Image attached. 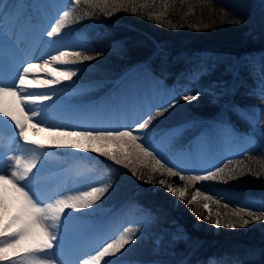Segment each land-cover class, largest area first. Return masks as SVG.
Masks as SVG:
<instances>
[{"label":"trees","instance_id":"16d2710c","mask_svg":"<svg viewBox=\"0 0 264 264\" xmlns=\"http://www.w3.org/2000/svg\"><path fill=\"white\" fill-rule=\"evenodd\" d=\"M14 11L18 13L17 7ZM109 11L113 13L110 16ZM71 17L79 22L62 29L59 39L68 51L96 57L72 68L82 73L84 81L100 83L105 79L99 91L116 87L114 78L126 72L129 77L146 71L163 77L166 83L176 82L178 87L186 84L198 95L186 102L182 99L186 93H182L173 99L174 106L147 108L143 120L153 116L148 129L170 128L181 122L186 124V134L195 124L212 132V124L223 121L244 140L239 149L227 152L202 171L181 172L166 162L184 176L204 175L218 167H225L226 174L236 169V178L227 183L189 182L187 188L180 176H168L163 169L153 173L150 160L137 165L133 175L129 168L97 154L59 148L58 154L66 157L61 165L68 167L76 154H85L76 160L90 166L84 175L92 176L94 182L105 178L104 184L111 185L91 208L103 213H79L93 222L88 226L101 217L109 219L114 209L128 211L124 227L133 229L135 243L114 257L120 263L264 264V220L241 227L230 216L233 211L223 206L233 203L257 208L254 199L264 202V83H257V76H264V0H134V5L114 11L111 2L105 7L102 0H81ZM157 111L163 114L156 116ZM248 138L251 144L246 146ZM149 176L154 182H145ZM173 182L186 190L184 200L167 191ZM197 191L221 201L220 205L209 202L211 221L203 219L208 210L203 208L202 198L188 205ZM229 220L237 227L224 226Z\"/></svg>","mask_w":264,"mask_h":264},{"label":"snow or ice","instance_id":"6c2138e0","mask_svg":"<svg viewBox=\"0 0 264 264\" xmlns=\"http://www.w3.org/2000/svg\"><path fill=\"white\" fill-rule=\"evenodd\" d=\"M80 2L81 0H68V6L75 8ZM85 2L93 3L94 0H85ZM110 2L113 11L124 8L125 5H134V0H102L105 7ZM16 7L15 3L8 5L6 2H0V36L3 37L0 39V121L5 124L10 121L15 127V134L23 141V149L11 155L0 142V262L3 264H57L53 250L58 247L57 242L62 238L61 229L65 227V221L70 218L71 213L83 212L98 205L111 187L110 184H100L91 186L87 190L59 195L48 200L42 199L40 194L34 191L32 184L51 148L94 153L117 165L129 168L133 175L137 174V165L150 160L153 163L151 166L153 173L163 169L168 176H180V180L186 182V188L190 186L189 182L213 180L227 183L229 179L236 178L235 168L227 174L225 167H218L204 175L184 176L168 166L145 139V130L152 122V115L139 123L116 128L79 126L70 128L47 123L43 106L55 99V86L71 81L77 75V72L70 67L58 69L53 65H74L91 61L96 57L82 51H59L51 55L43 65L28 62L21 63L19 68L9 66L10 76L6 79L7 54L13 48V44L10 40L7 42L5 40L3 22L6 15H11V12L7 10ZM132 11L135 13L136 8L133 7ZM107 14L110 16L113 13L109 11ZM156 19L160 17L157 16ZM78 22V18L71 17L70 11H64L46 35L49 38L59 36L62 29L69 27L71 23ZM38 68L47 69L46 75H51L52 78L37 81L35 70ZM30 76L32 79H29ZM36 87L51 91L37 94L31 91ZM182 99L191 102L198 99V95L187 94ZM174 105L175 100L170 102L169 106ZM162 114L161 111L155 113L156 116ZM28 128L48 132L49 142L45 144L31 139ZM144 166L149 167L148 164ZM138 178L143 179L142 176ZM145 182H154L152 176H149ZM160 183L164 185L163 180ZM167 191L181 200L186 198V190L177 192L168 186ZM199 198L204 201L203 208L208 210V215L203 219L211 221L209 202L220 205L221 201L214 196L197 191L191 196L188 205L198 202ZM10 200L17 201V211L5 221L4 213L10 206ZM223 206L227 208L229 205ZM247 214L250 219L244 218L245 209L234 211L230 216L234 217L241 227L264 220V212ZM216 216V226L219 227L221 218L219 213ZM224 226L234 229L237 223L229 220ZM131 243H135V236L133 229L127 228L118 238L106 243L101 242L92 254L79 260L78 264H120L118 259L112 258L117 257Z\"/></svg>","mask_w":264,"mask_h":264},{"label":"rangeland","instance_id":"374dc122","mask_svg":"<svg viewBox=\"0 0 264 264\" xmlns=\"http://www.w3.org/2000/svg\"><path fill=\"white\" fill-rule=\"evenodd\" d=\"M13 1L0 0V2H6L8 5H11ZM41 4L45 6L44 9L39 7ZM32 5L36 9L35 18L32 20L30 18L19 19L25 10L22 1L17 6V8L23 7L21 10L18 9L22 13H11L4 18L5 40L6 42L10 40L13 44V48L7 54L6 79L10 76L9 66L19 68L21 63L28 62L43 65L51 55H55L59 51H68V48L61 44L60 35L53 38L46 35V32L50 31L64 11L71 13L74 9L68 6V0H42V2L36 1ZM31 22L35 24V29L30 27ZM2 38L0 36V39ZM21 45L32 46L30 49L32 52L25 53L26 47ZM239 63L241 64L240 61ZM53 67L58 69L72 68V65L54 64ZM47 71V69H36V80L51 79V75H46ZM76 72L77 75L71 81L55 86V99L43 106L44 118L47 123L70 128L77 126L116 128L133 125L143 120L144 111L149 107L165 106L182 93L194 95L189 91L190 88L186 84L178 87L176 82L166 83L163 77L150 76L146 71L145 74H138V72L131 74L128 78L120 80L116 87L107 89L108 91H99L105 85V79L102 78L104 81L100 83L98 81L92 83L84 81V76L80 71ZM259 75H261L262 80L256 75L258 85L264 83L263 74ZM29 79L32 77L30 76ZM9 82L11 81L9 80ZM31 91L44 94L51 90L36 87ZM208 92L215 94L210 89ZM112 99H115L113 103ZM212 99L215 98L212 97ZM78 102H84L87 105L82 107ZM166 126H151L150 129L145 130V139L159 153L163 161L177 167L181 172L202 171L215 165L217 160L227 152L239 149L244 145V140L240 141L242 138L238 136V132L228 122H214L212 132L198 129L195 124L187 134L185 123L177 122V125L175 124L170 128ZM5 131H15L16 133L15 127L10 121L7 124L0 121V142L3 143L10 155L19 153L23 149V141L18 135H15L13 142L6 144L4 141ZM28 135L31 139L45 144L50 140L49 133L45 131L28 128ZM249 144H251L250 138L245 145ZM60 150L73 152L69 149ZM57 151L59 152V148L49 149L40 172L32 184L34 191L38 192L42 199L48 200L59 195L71 194L87 190L91 186L104 184L105 178L102 181L94 182L92 176L84 175L90 169V166L85 163L72 161L68 167L61 165L66 157L59 155ZM170 186L177 192L183 190L180 183L173 182ZM253 201L257 204V208L233 203L228 204V208L233 212L245 209L244 217L246 218L249 217L247 214L249 212L257 214L264 212V202L257 199ZM16 211L17 201L10 200V206L4 213V220L7 221L12 215H15ZM83 212L103 213V211L95 209H87ZM79 213H71L70 218L65 221V227L61 229L62 238L57 242L58 247L53 250L57 264H78L79 260L92 254L101 242L106 243L118 238L127 229L124 227L129 218L126 209L112 211L109 219L101 217L94 226H88L93 222L85 220L87 218ZM137 218L139 219L138 215ZM106 220L109 221L106 223ZM118 221L122 225H118ZM130 246L131 244L127 245L126 248H131L132 246ZM137 263L124 262L120 264Z\"/></svg>","mask_w":264,"mask_h":264},{"label":"bare ground","instance_id":"6f19581e","mask_svg":"<svg viewBox=\"0 0 264 264\" xmlns=\"http://www.w3.org/2000/svg\"><path fill=\"white\" fill-rule=\"evenodd\" d=\"M18 13H22V12H18Z\"/></svg>","mask_w":264,"mask_h":264}]
</instances>
